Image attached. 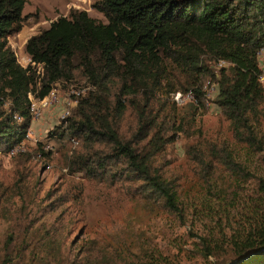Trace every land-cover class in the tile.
Masks as SVG:
<instances>
[{
  "label": "trees",
  "instance_id": "16d2710c",
  "mask_svg": "<svg viewBox=\"0 0 264 264\" xmlns=\"http://www.w3.org/2000/svg\"><path fill=\"white\" fill-rule=\"evenodd\" d=\"M25 1L0 0V150L25 139L31 124L29 92L42 97L55 82L70 80L79 71L94 88L48 131L50 137L80 142L82 154L71 158L70 170L81 161L97 181L125 182L132 195L182 217L184 199L176 177L167 172L171 161L164 152L203 109V82L216 81L215 103L228 120L234 144L206 137L191 143L187 156L208 188H214L209 178L216 171L232 178L234 185L219 187L217 195L242 186L241 179H256L258 208L249 227L229 240L228 251L200 235L196 252L204 258L227 252L209 264H264V87L257 58L264 47V0L93 2L106 21L85 9H70L24 43L25 52L43 63L42 75L22 67L8 43V36L22 27ZM218 59L228 65L217 68ZM176 90H192L194 99L177 105L172 100ZM257 153L260 171L250 162ZM25 177L20 172L9 185L10 191L17 186L22 201L8 218L0 264L156 262L159 255L153 248L136 254L129 242L106 247L91 240L75 248L69 238L71 213L62 208L52 220L47 218L60 202L26 200ZM5 192L6 187L0 190V210L8 207Z\"/></svg>",
  "mask_w": 264,
  "mask_h": 264
},
{
  "label": "rangeland",
  "instance_id": "374dc122",
  "mask_svg": "<svg viewBox=\"0 0 264 264\" xmlns=\"http://www.w3.org/2000/svg\"><path fill=\"white\" fill-rule=\"evenodd\" d=\"M95 1L97 0H26L22 12L25 14L22 27L8 36V43L18 55L25 53L24 43L21 42L27 34L38 32L59 15L68 14L70 9H85L90 15L106 21L105 15L92 6ZM53 5L56 13L52 16ZM262 72L260 81L264 87V71ZM87 84L86 78L76 71L73 78L57 81L53 87L58 90V94L64 95L72 86ZM215 96L216 94L205 95L203 109H198L186 132L177 133L164 152V156L171 161L167 172L176 177L184 199L185 211L182 217L168 215L162 208L153 207L138 194L132 195L125 182L117 181L116 184L109 185L107 182L97 181L86 172L81 161L76 168L70 170L71 158L82 154V148L76 139L74 142L48 136L51 127L59 123V108L51 105L49 111L52 113L48 114L49 118L43 124L31 120L32 133L31 137L23 140L24 151L9 155L7 151L0 150V190L6 187L5 196L8 197V207L0 210V245L2 246L9 228L8 218L22 201L21 195L17 194V186L14 191H10L9 185H13L20 172H26L22 183L24 198H34L35 202L56 198V203L60 204L46 217L52 220L62 208L71 213L73 222L69 224V238L74 240L75 248L80 243L91 240L106 247L121 246L129 242L136 254L146 251L147 247L153 248L159 255L156 264H209L214 261L217 254L204 258L196 252L199 236L204 235L212 242L220 243L228 251L231 247L229 240L239 237L249 227L258 208L254 203L256 179H241L242 186L234 190H223L217 195L219 187L234 185L232 178L216 171L209 178L214 183V188H208L205 178L192 170L187 148L194 141L209 137L228 139L234 144L228 120L215 103ZM40 148L50 151L49 155L41 154ZM260 158L257 153L250 161L258 171L261 166L258 163ZM48 192L51 194L47 195ZM33 245L31 243L30 249ZM223 251L217 257L227 254ZM153 260L148 263L153 264Z\"/></svg>",
  "mask_w": 264,
  "mask_h": 264
},
{
  "label": "built area",
  "instance_id": "2783aa9c",
  "mask_svg": "<svg viewBox=\"0 0 264 264\" xmlns=\"http://www.w3.org/2000/svg\"><path fill=\"white\" fill-rule=\"evenodd\" d=\"M263 52H264V47H262L258 51V56H257L258 62L261 63V65L259 64V66L262 71H264V55H261ZM14 53L17 58V61L22 67L24 68L32 67L38 75L43 74L44 69L42 62L39 61L37 62L33 60L30 54H28L27 52L20 55H18L17 52ZM214 65L217 68L221 66H226L228 65V61H226L225 59H218L217 61H215ZM262 77H263V72L260 74V78ZM93 88L94 87L90 84L72 86L69 92L66 91L64 95H60L57 92L58 90H56L55 87H52L49 90V92L42 97H37L32 92H29L28 93V97L30 100L29 112L31 115V120L33 119L36 122L41 120L44 117L45 112L47 110H50L51 105H54V107L59 108L58 121L66 118L71 113L73 107L76 105L79 97L84 95L87 92V90ZM204 89L207 95L216 94L217 91L216 81H212V82L207 81L204 84ZM172 98L176 102V104L180 105L188 101H192L194 99V93L192 90H188L186 92L176 90L175 92L172 93ZM31 133L32 132L30 131V126H29L26 133V137H31ZM73 141L76 142L75 139ZM24 150H25L24 141L22 140L21 142L11 146L9 150H7V153L9 155H13L17 151H24Z\"/></svg>",
  "mask_w": 264,
  "mask_h": 264
},
{
  "label": "crops",
  "instance_id": "0c3cea01",
  "mask_svg": "<svg viewBox=\"0 0 264 264\" xmlns=\"http://www.w3.org/2000/svg\"><path fill=\"white\" fill-rule=\"evenodd\" d=\"M25 3H26V2H25ZM25 3H24V7H23V9H22V12H23V10H24V8H25ZM53 7H54V5H53ZM55 13H56V9H55V7H54V12L52 13V16H53ZM63 15H65V14H63ZM46 27H47V26H46ZM31 34H32V33H31ZM29 35H30V34H27V35L25 36V38H24V41L21 42V43H25V41H26V39H27V37H28ZM51 113H52L51 111L47 110V111L45 112L46 116H44L41 120H39V121L37 122V124H43L44 121H46V118H49L48 114H51Z\"/></svg>",
  "mask_w": 264,
  "mask_h": 264
},
{
  "label": "water",
  "instance_id": "95a60500",
  "mask_svg": "<svg viewBox=\"0 0 264 264\" xmlns=\"http://www.w3.org/2000/svg\"><path fill=\"white\" fill-rule=\"evenodd\" d=\"M235 261H229V262H226L224 264H231V263H234Z\"/></svg>",
  "mask_w": 264,
  "mask_h": 264
}]
</instances>
